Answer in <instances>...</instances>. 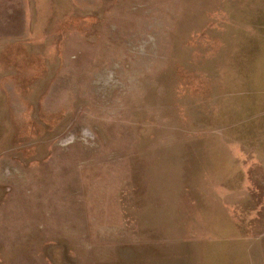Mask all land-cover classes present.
<instances>
[{
  "label": "rangeland",
  "instance_id": "obj_1",
  "mask_svg": "<svg viewBox=\"0 0 264 264\" xmlns=\"http://www.w3.org/2000/svg\"><path fill=\"white\" fill-rule=\"evenodd\" d=\"M13 2L0 264H264V0Z\"/></svg>",
  "mask_w": 264,
  "mask_h": 264
},
{
  "label": "flooded vegetation",
  "instance_id": "obj_2",
  "mask_svg": "<svg viewBox=\"0 0 264 264\" xmlns=\"http://www.w3.org/2000/svg\"><path fill=\"white\" fill-rule=\"evenodd\" d=\"M16 1H20V0H15V2L11 3V4H6L5 8H4V12L8 13V14H11V9L14 7L15 9H17V7L19 6V4L16 2ZM16 13V11H15ZM17 15V13H16ZM17 17V16H16ZM4 21H8L10 24L9 25H12L14 24V22H12V20L9 19V17H5L3 19ZM8 25V26H9ZM2 27V26H1ZM12 31V28H8L6 26H3L1 29H0V37H7L9 36L10 37V34H11V31Z\"/></svg>",
  "mask_w": 264,
  "mask_h": 264
}]
</instances>
